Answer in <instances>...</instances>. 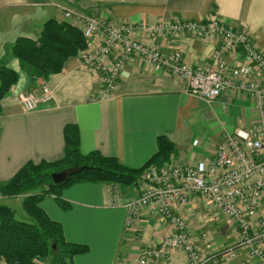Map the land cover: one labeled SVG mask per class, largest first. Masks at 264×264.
Instances as JSON below:
<instances>
[{
	"label": "crops",
	"instance_id": "1",
	"mask_svg": "<svg viewBox=\"0 0 264 264\" xmlns=\"http://www.w3.org/2000/svg\"><path fill=\"white\" fill-rule=\"evenodd\" d=\"M64 8L147 24L216 18L250 32L264 51V0H0V66L18 73L17 82L0 102V183L29 160L60 159L68 124L77 129L80 152L97 150L116 156L125 165L139 167L155 153L159 134H166L175 145L172 163L197 162L211 157L227 133L257 120L255 103L248 95L227 91L206 102L188 93L175 76L154 69L139 56L126 63L116 89L101 99H94L99 82L93 72L80 67L77 55L69 57L59 72L32 78L13 56L12 44L20 36L38 37L49 18L70 22L64 17ZM152 43L164 53L180 50L194 67H203L219 40L182 33L159 35ZM225 60L238 63L242 58L227 53ZM43 84L51 88L52 100L25 110L19 95L40 94ZM137 193V186L123 189L77 182L62 190L67 208L52 195L43 197L39 205L61 224L66 241L87 245L86 252L72 256V264H143L138 260V247L157 242L169 227L160 217L142 210L136 229L125 230L123 205ZM209 206L207 199L196 197L181 213L195 240L200 242L201 231H207L214 242L210 241L218 246L228 239L224 237H228L226 221L206 224L212 221L204 218L202 222L201 215ZM235 234L236 230L229 236L235 238ZM0 264H5L2 259ZM146 264L187 262L183 253L176 251L167 261Z\"/></svg>",
	"mask_w": 264,
	"mask_h": 264
},
{
	"label": "built area",
	"instance_id": "2",
	"mask_svg": "<svg viewBox=\"0 0 264 264\" xmlns=\"http://www.w3.org/2000/svg\"><path fill=\"white\" fill-rule=\"evenodd\" d=\"M63 14L81 29L86 40L77 56L80 67L93 72L100 84L94 99L110 95L126 63L139 56L154 69L175 76L188 93L206 102L227 91H240L255 103L257 120L227 133L208 159L152 164L138 180L137 195L123 205L125 228L136 229L142 210L160 217L169 227L157 242L138 247V260L143 264L167 261L180 251L187 264H264V51L252 34L216 18L204 22L172 19L147 24L69 8H64ZM262 28L264 31V25ZM182 33L219 40L205 66L194 67L182 51L164 53L152 43L159 35ZM227 53L241 57L242 61H226ZM52 98L53 92L47 84L42 85L40 94L19 95L22 107L28 111ZM196 197L207 199L209 212L223 215L234 225L233 244L216 248L207 240V231H201L200 242L192 237L181 210Z\"/></svg>",
	"mask_w": 264,
	"mask_h": 264
},
{
	"label": "trees",
	"instance_id": "3",
	"mask_svg": "<svg viewBox=\"0 0 264 264\" xmlns=\"http://www.w3.org/2000/svg\"><path fill=\"white\" fill-rule=\"evenodd\" d=\"M85 45L86 40L79 27L49 18L43 23L38 37H18L12 44L11 52L32 78H46L59 72L64 62L77 55ZM17 79L16 70L0 66V102ZM156 146L155 153L144 164L131 167L120 162L116 156L103 155L97 150L80 152L76 127L66 125L64 154L60 159L29 160L0 183V195L22 196L23 209L31 218V221L20 220L13 208L0 204V259L5 264H41L45 258H50L53 264H72V256L86 252L87 245L66 241L61 224L46 214L39 201L52 195L62 208H67L68 202L62 198V190L77 182H99L123 189L136 187L150 165L172 162L175 145L166 134L157 135ZM74 165L83 168L60 184L52 182L53 172Z\"/></svg>",
	"mask_w": 264,
	"mask_h": 264
},
{
	"label": "rangeland",
	"instance_id": "4",
	"mask_svg": "<svg viewBox=\"0 0 264 264\" xmlns=\"http://www.w3.org/2000/svg\"><path fill=\"white\" fill-rule=\"evenodd\" d=\"M45 197H48V196H45ZM44 197V198H45ZM22 200H23V197L22 196H16V197H3L0 195V204H6L8 206H10L11 208H13L14 212H15V216L16 218L20 219V220H24V221H31V218L27 215V213L24 211L23 209V206H22ZM203 213V212H202ZM201 213V214H202ZM207 213V214H206ZM206 215L202 214L201 215V218H202V222H203V219L205 218V221H214L215 223H224V221H226V223L224 226L226 229H227V234H228V237L227 236H224L225 238H228L226 239L227 241L226 242H222L220 243L218 246L214 244V246L216 248H223V247H227L231 244H233V241H234V237L233 236H229L232 232L234 233L235 232V227L232 223H230L223 215L222 218L220 217V214L219 213H215V212H207L206 211ZM212 222H207L206 224L208 223H213ZM205 223V222H204ZM206 227V226H205ZM209 232L210 230L208 228H206ZM221 235V234H220ZM224 235V234H223ZM213 237L210 238V235H207V240H212ZM213 241V240H212ZM214 242V241H213ZM41 263H45V264H53L51 262V259L50 258H45L42 260Z\"/></svg>",
	"mask_w": 264,
	"mask_h": 264
},
{
	"label": "water",
	"instance_id": "5",
	"mask_svg": "<svg viewBox=\"0 0 264 264\" xmlns=\"http://www.w3.org/2000/svg\"><path fill=\"white\" fill-rule=\"evenodd\" d=\"M83 166L74 165L72 167L63 168L59 171H55L51 174V180L53 183L60 184L64 182L70 175L82 170ZM65 264V263H60Z\"/></svg>",
	"mask_w": 264,
	"mask_h": 264
}]
</instances>
